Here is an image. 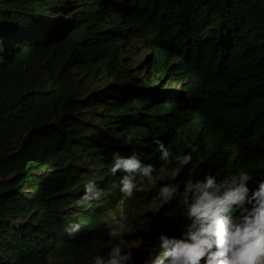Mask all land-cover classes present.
Returning <instances> with one entry per match:
<instances>
[{"label":"trees","instance_id":"1","mask_svg":"<svg viewBox=\"0 0 264 264\" xmlns=\"http://www.w3.org/2000/svg\"><path fill=\"white\" fill-rule=\"evenodd\" d=\"M134 148L156 185L128 199L107 169ZM194 169L264 178V0H0V264H88L120 213L152 244L179 235V204L132 208ZM88 180L104 196L78 207Z\"/></svg>","mask_w":264,"mask_h":264},{"label":"clouds","instance_id":"2","mask_svg":"<svg viewBox=\"0 0 264 264\" xmlns=\"http://www.w3.org/2000/svg\"><path fill=\"white\" fill-rule=\"evenodd\" d=\"M154 145L153 152L159 153L161 161L173 156L161 139L154 138ZM188 147L190 151L175 157L179 166L168 171L172 181L199 150L197 144ZM112 155L107 172L111 176L120 174L118 185L123 197L131 199L144 191L146 184L156 181L155 165L145 163L135 148L129 155L119 151ZM103 196L96 181L88 180L76 206L90 208ZM157 198L163 205H180L175 214L181 223L179 235L162 232L154 244L141 238L127 243L126 236L136 229L127 215L120 213L118 219L108 222L107 250L92 254L88 264H136L134 249L142 245L147 254L141 264H264V178L245 170L218 179L211 172L201 176L194 169L182 184H161ZM82 226L78 220H69L64 231L74 239Z\"/></svg>","mask_w":264,"mask_h":264},{"label":"rangeland","instance_id":"3","mask_svg":"<svg viewBox=\"0 0 264 264\" xmlns=\"http://www.w3.org/2000/svg\"><path fill=\"white\" fill-rule=\"evenodd\" d=\"M148 53V51L147 50H144V49H142L141 50V56H142V58L145 56V54H147ZM151 186H154V185H156V182H153V183H151L150 184ZM162 206V203L161 202H158V201H152V202H149V203H145V204H142V205H140V207H139V209L138 208H132V211H133V213L136 211V210H140V211H142V210H147V211H153V212H155V211H157L160 207ZM128 217V216H127ZM128 222H130V219H129V217H128ZM130 224V223H129ZM130 225H132V224H130ZM133 226V225H132ZM135 228V227H134ZM136 229V232L135 233H132L130 236H126L128 239H130V241L131 242H133V239H136V238H141V239H143L144 240V236H143V234H142V232L140 231V230H138L137 228H135Z\"/></svg>","mask_w":264,"mask_h":264}]
</instances>
